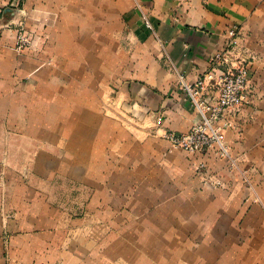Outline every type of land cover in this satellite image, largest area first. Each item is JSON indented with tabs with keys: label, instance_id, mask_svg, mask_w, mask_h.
I'll return each mask as SVG.
<instances>
[{
	"label": "crops",
	"instance_id": "obj_1",
	"mask_svg": "<svg viewBox=\"0 0 264 264\" xmlns=\"http://www.w3.org/2000/svg\"><path fill=\"white\" fill-rule=\"evenodd\" d=\"M25 28L35 41L61 44L32 55L30 73L43 80L37 103L51 110L58 102L52 92H63L56 77L68 73L41 66L42 57L104 60L94 63V73L109 68L115 116L131 128L124 132L130 140L125 154L137 153L135 148L147 158L141 166L110 168L124 171L125 186L132 187L134 178L143 185L153 208L140 213L147 236L140 246L128 238L110 247L175 252L172 264H264V0H0L1 123L10 108L27 105L14 100L10 106L6 91L14 85L5 77L27 68L29 54L13 47ZM225 49L232 64L245 60L251 67L243 103L218 122L227 153L172 146L166 134L187 131L198 120L183 84L214 66L212 59ZM20 87L14 90L20 93ZM115 128L110 125V135ZM57 169L49 162L0 166V264L108 263L100 262V254L98 260L87 257L101 245L74 239L84 235V222L73 225L41 191ZM60 169L69 175L85 168ZM167 259L148 254L140 264H169Z\"/></svg>",
	"mask_w": 264,
	"mask_h": 264
},
{
	"label": "rangeland",
	"instance_id": "obj_2",
	"mask_svg": "<svg viewBox=\"0 0 264 264\" xmlns=\"http://www.w3.org/2000/svg\"><path fill=\"white\" fill-rule=\"evenodd\" d=\"M41 34L43 30L38 32V36ZM18 35L24 36L25 43L18 42ZM60 45L35 41L28 28L21 29L17 34L13 47L29 54L27 68L22 75H5L6 82L11 78L14 85L6 91V95L10 106L14 100L20 101V105H27L14 110L10 108L5 121H0V166H48V162L49 166H58L41 191L55 206L69 214L73 225L84 222V235L79 238L74 235V239L82 240L86 245H101L99 252L97 249L94 252L90 250L87 257L92 258L94 254L98 260L100 254L101 263L140 264L144 255H153L156 259L158 254H164L165 258H170L166 261L172 264L175 252H145L138 247L115 250L109 246L112 243L123 246L128 238L133 247L140 246V242L147 237L143 235L140 213L153 208L142 193L143 185L139 186L134 178L133 186L127 187L120 176L124 171L110 169L111 166H141L147 158L135 148L133 150L137 153L125 154L130 140L125 138L124 132L131 128L119 115L115 116V94L109 87V68L104 73L102 70L101 73H94V63L98 65L104 60L57 58L55 54L42 57L39 59L41 66L67 69L68 73L56 77L63 92H52V100L57 99L58 102L51 110L43 103H37L40 94L43 95V80L35 81V75L30 73L35 61L33 56L59 50ZM97 70H100L98 66ZM19 83L20 93L14 90ZM60 99L68 103L58 106ZM82 109H85L83 117ZM45 110L50 112L44 115ZM50 117L53 123H50ZM109 118L119 121L112 135L109 128L110 125L115 126L110 124ZM63 166H70V169L72 166H84L85 169L81 173L70 170L66 175L60 169ZM23 174L25 178L32 177L31 172L24 171ZM128 212H132L133 217L125 218L124 213L128 215ZM112 214L116 216L112 217Z\"/></svg>",
	"mask_w": 264,
	"mask_h": 264
},
{
	"label": "built area",
	"instance_id": "obj_3",
	"mask_svg": "<svg viewBox=\"0 0 264 264\" xmlns=\"http://www.w3.org/2000/svg\"><path fill=\"white\" fill-rule=\"evenodd\" d=\"M18 42L25 43L24 36L18 35ZM230 55L229 49L217 53L212 59L214 66L194 82L183 84L198 120L187 131L168 132L166 137L172 146L193 153H227L218 122L228 111L237 110L243 103L251 78L249 62L232 64ZM219 64L223 67L219 68Z\"/></svg>",
	"mask_w": 264,
	"mask_h": 264
}]
</instances>
